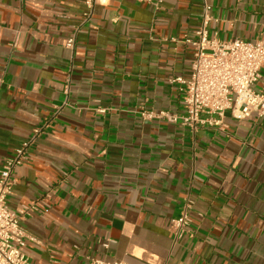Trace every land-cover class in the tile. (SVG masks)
<instances>
[{
	"label": "crops",
	"instance_id": "1",
	"mask_svg": "<svg viewBox=\"0 0 264 264\" xmlns=\"http://www.w3.org/2000/svg\"><path fill=\"white\" fill-rule=\"evenodd\" d=\"M206 1L210 35L264 37V0ZM83 9L0 0V168L41 128L6 197L12 211L32 206L29 260L264 264V117L226 112L224 128L193 131L139 113H183L171 80L190 76L184 38L202 0H97L86 23ZM187 205L191 236L175 240L170 220Z\"/></svg>",
	"mask_w": 264,
	"mask_h": 264
},
{
	"label": "built area",
	"instance_id": "2",
	"mask_svg": "<svg viewBox=\"0 0 264 264\" xmlns=\"http://www.w3.org/2000/svg\"><path fill=\"white\" fill-rule=\"evenodd\" d=\"M133 1L152 3L155 8L161 3V0ZM96 3L97 0H83L81 23L89 21ZM210 11L211 5L202 0L199 25L193 37L184 38L194 50L189 78L171 80L178 83L183 113L146 110L142 107L139 111L142 119H164L180 123L194 131L202 126L224 128L223 118L226 112L236 120H242L251 114L264 117V77L260 74L264 63V37L248 41L241 38L224 40L216 34L210 35ZM74 40L75 34H72L65 40L64 46L72 49ZM258 83L261 85L256 88ZM40 131L41 128L34 129L31 136L14 149L0 168V264H33L23 251L24 238L35 243H39V240L28 236L21 227V220L28 215L32 206L12 211L7 206L6 197L14 185L12 173L15 167L23 162ZM189 208L187 205L178 217L170 220V230L175 240L185 234L191 236L187 229ZM88 264L128 263L122 260L91 259Z\"/></svg>",
	"mask_w": 264,
	"mask_h": 264
}]
</instances>
